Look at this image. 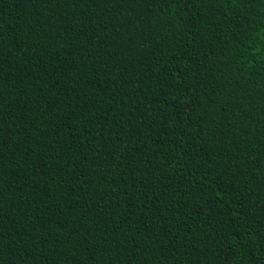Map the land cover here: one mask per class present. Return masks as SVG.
Masks as SVG:
<instances>
[{
  "label": "trees",
  "instance_id": "16d2710c",
  "mask_svg": "<svg viewBox=\"0 0 264 264\" xmlns=\"http://www.w3.org/2000/svg\"><path fill=\"white\" fill-rule=\"evenodd\" d=\"M264 0H0V264H264Z\"/></svg>",
  "mask_w": 264,
  "mask_h": 264
},
{
  "label": "snow or ice",
  "instance_id": "6c2138e0",
  "mask_svg": "<svg viewBox=\"0 0 264 264\" xmlns=\"http://www.w3.org/2000/svg\"><path fill=\"white\" fill-rule=\"evenodd\" d=\"M261 39H264V36H262Z\"/></svg>",
  "mask_w": 264,
  "mask_h": 264
}]
</instances>
